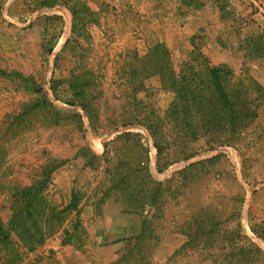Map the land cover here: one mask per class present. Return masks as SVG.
<instances>
[{
	"label": "rangeland",
	"instance_id": "1",
	"mask_svg": "<svg viewBox=\"0 0 264 264\" xmlns=\"http://www.w3.org/2000/svg\"><path fill=\"white\" fill-rule=\"evenodd\" d=\"M67 1L47 7L48 0H0V221L10 214L2 187L12 183L40 188L38 196L59 209L72 195L78 199L79 227L69 243L58 233L20 264H134L137 257L128 253L126 239L156 211L145 205L142 215L128 214L114 201L112 177L118 166L119 172L129 171L132 156L152 181L168 188L151 221L156 244L145 264H210L181 249L182 226L199 208L227 223L236 215L242 233L264 252L250 232L264 217V106L237 149L205 151L199 142L192 158L160 173L147 132L119 126L149 109L162 115L173 99L157 76L141 78L143 68L154 65L159 45L175 70L199 52L209 65H224L264 88V0ZM77 1L91 12L92 22L75 34L68 7ZM68 72H88L95 81L87 96L95 106L92 127L79 107L64 103L73 100L64 78ZM139 83L142 90L133 91ZM44 117L52 124L43 123ZM127 132L129 137L121 136ZM196 162L203 163L189 168L182 181L176 172ZM113 206L136 219L135 234L129 237L124 222L106 216Z\"/></svg>",
	"mask_w": 264,
	"mask_h": 264
},
{
	"label": "trees",
	"instance_id": "2",
	"mask_svg": "<svg viewBox=\"0 0 264 264\" xmlns=\"http://www.w3.org/2000/svg\"><path fill=\"white\" fill-rule=\"evenodd\" d=\"M48 1L47 7L65 6L69 2ZM74 3L68 10L71 15L70 29L76 34L92 22V14L81 2ZM153 50H158L156 61L148 70L143 68L141 78L157 76L161 88L171 92L173 99L162 115L149 109L143 111L140 118L121 120L119 126H138L147 132L156 152L155 168L158 173L179 160L192 158L196 154L193 151L196 143L202 142L205 151L222 147L236 148L240 141L252 133L258 112L264 106V88L248 77L235 76L224 65H209L199 52H191L188 60L182 61L178 70H175L163 46H156ZM252 50L255 49L252 47ZM64 78L70 98L73 99L64 103L79 107L92 127L96 119L92 113L95 106L87 101V96L88 92H92L88 84H94V79L88 72L80 75L68 72ZM135 90H142L141 83ZM46 101L49 110L53 111L50 102ZM132 101L141 103L135 98ZM43 123L52 124L48 117H44ZM111 127L117 126L111 124ZM19 130L20 127L11 135ZM121 136L129 137L130 134L127 132ZM130 161L134 165L128 172H119L120 166L116 168L112 177V190L117 192L114 201L124 213L142 215L143 206L155 208L156 212L150 220L142 218L136 236L126 239V247L130 248L128 253L133 252L137 257L134 264H145L156 244V237L150 228L151 221L158 218L166 202L163 194L168 188L164 190L163 183L152 181L136 156H132ZM202 163L189 164L176 174L184 181L187 177L185 172ZM4 190H7L5 202L10 214L6 222L0 221V264H20L28 252H33L58 233L64 237L62 243H69L71 233L79 227L78 199L74 195L67 206L59 209L44 202L38 196L40 188L33 185L20 187L12 183L3 186ZM70 216L72 218L69 221ZM227 220L228 223L219 220L209 209L199 208L182 226L180 233L186 241L181 249L198 254L210 264H264V252L242 233L236 215ZM66 223L71 225L69 229L64 228ZM250 232L264 245V217L257 230L250 228ZM133 242L135 244L131 245Z\"/></svg>",
	"mask_w": 264,
	"mask_h": 264
},
{
	"label": "crops",
	"instance_id": "3",
	"mask_svg": "<svg viewBox=\"0 0 264 264\" xmlns=\"http://www.w3.org/2000/svg\"><path fill=\"white\" fill-rule=\"evenodd\" d=\"M112 209H113V212L106 214V216L114 217L116 219H119L121 222H124L126 225L125 228L128 227V228H126V230L128 231L127 233H128L129 237L132 236L133 234H135L137 232V227H138V223H137L136 219L132 218L131 215H127V214L117 212L115 206H113ZM115 212H117V213H115ZM128 221H129V224H128Z\"/></svg>",
	"mask_w": 264,
	"mask_h": 264
}]
</instances>
